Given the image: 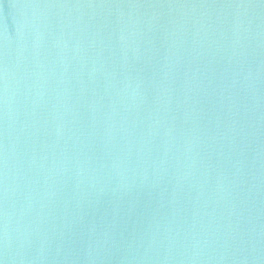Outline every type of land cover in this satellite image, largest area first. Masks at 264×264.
I'll return each instance as SVG.
<instances>
[{"label": "water", "instance_id": "95a60500", "mask_svg": "<svg viewBox=\"0 0 264 264\" xmlns=\"http://www.w3.org/2000/svg\"><path fill=\"white\" fill-rule=\"evenodd\" d=\"M0 264H264V0H0Z\"/></svg>", "mask_w": 264, "mask_h": 264}]
</instances>
